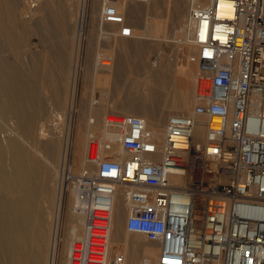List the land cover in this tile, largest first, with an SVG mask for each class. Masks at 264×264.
I'll return each mask as SVG.
<instances>
[{
    "label": "built area",
    "instance_id": "1",
    "mask_svg": "<svg viewBox=\"0 0 264 264\" xmlns=\"http://www.w3.org/2000/svg\"><path fill=\"white\" fill-rule=\"evenodd\" d=\"M114 1L101 0L100 20L132 36ZM181 1L196 103L168 115L161 139L138 114L105 115L120 152L105 153L110 142L91 136L88 167L65 172L84 215L68 264L109 263L119 190L126 230L158 244L154 264H264V0Z\"/></svg>",
    "mask_w": 264,
    "mask_h": 264
},
{
    "label": "rangeland",
    "instance_id": "2",
    "mask_svg": "<svg viewBox=\"0 0 264 264\" xmlns=\"http://www.w3.org/2000/svg\"><path fill=\"white\" fill-rule=\"evenodd\" d=\"M10 1H16L17 7L20 5L26 12L23 16L20 15L19 8L16 10L20 32L22 31L24 38L20 44L12 45L0 37L1 55L19 67L23 75L38 87L43 112L38 114L35 120V134L28 139L16 129L15 120L12 117L1 120L0 140L7 145L9 140L17 139L34 156L44 162L48 167L51 189L55 190L54 187L57 185L56 176H51L49 168L51 170L52 168L49 162L39 151H35L34 143L37 141L61 145L62 154L64 148L69 147L70 156L62 172L63 180H65L64 173L69 167L73 172L79 171V167L80 169L88 167L87 162L85 163V155L90 137L95 136L103 140L107 136L104 123L91 124V118H95L92 111L93 105H110V110H106L107 113H124L117 109L119 103L123 101L128 106L129 97L133 102H144L149 97L146 93L152 91L153 96L148 100L154 99L156 114H153L154 111L150 112V109L149 114L144 111L138 115L148 118L150 116L152 123L157 121L156 124L159 126L165 124L169 114L184 112V109L180 108L182 102L178 99V94L174 93L172 86L175 73L178 71V65L177 71L172 70L174 68L172 61L179 55L176 40H182L184 37V35L179 36V32L185 27L188 10L186 2L182 5V15L178 16L174 11V8L178 6V0H151L143 3L115 0L117 9L125 15L134 28L132 37H122L116 33L117 24L104 23L100 20L101 0H79V7L81 10L84 9L83 34L76 32L79 19L78 0L75 7H71L69 0H48L47 10L49 11L47 12L51 13L53 19L50 22L45 20L47 15L45 12L43 16L36 17L28 12V8H37L38 2L42 0H37V3L33 4L29 0ZM170 6L173 10H170ZM100 30L105 33V37ZM165 37L171 40L164 39ZM172 40L174 41L171 42ZM47 63L52 65L54 75L61 86L53 99H51L52 94L49 88L42 87V76ZM162 63H165L166 68L162 69ZM108 69L111 71L110 78H99L98 75L101 76L103 72L108 73ZM197 72L198 79L199 71ZM159 73H164L163 79L158 76ZM134 85L136 87H133ZM70 111L75 112L73 121L69 116ZM105 153L111 155L108 150ZM70 187L72 188L73 184L68 182V188L65 190L64 212L60 218L57 214L56 201L42 197L37 206L39 214L48 222V231L50 228L55 231L56 224L58 225L60 240L57 264H66L68 258L67 245L72 219V196L70 190L68 191ZM126 213L127 205H125V215ZM125 233L121 252L126 261L137 257V254L147 249L149 245L148 248L159 250L157 242L148 239L145 235L127 231ZM34 249L39 252L37 245ZM50 249L51 245L49 251ZM157 258L158 254L156 259L152 260L144 257L141 260H135L134 264L151 263ZM0 264H12L1 246Z\"/></svg>",
    "mask_w": 264,
    "mask_h": 264
},
{
    "label": "bare ground",
    "instance_id": "3",
    "mask_svg": "<svg viewBox=\"0 0 264 264\" xmlns=\"http://www.w3.org/2000/svg\"><path fill=\"white\" fill-rule=\"evenodd\" d=\"M36 1L37 0H29L31 4ZM69 1H71V7L76 6V0ZM149 1L151 0H131L129 2L143 3ZM38 3V5L36 4L37 8H28L30 15L33 17L38 15L43 16L45 12V14H47L45 20H48L49 22L53 21L51 13L47 12L49 11L47 10L49 6L48 0H42ZM183 3L184 1L178 0V6L174 8V11L178 16H181L183 13ZM71 7L69 6V8ZM18 8L20 10V15L24 16L25 11H23V7L20 5L17 7L16 1L11 2L10 0H0V37L4 38L12 45L20 44L24 38V35L21 33L22 31L20 32V24L16 14ZM170 10H173L171 6ZM51 12L53 13V11ZM62 17H64V15ZM83 17L84 9L82 8L81 10V7H79V19L77 21L78 27L76 28L77 34L78 32L83 34L85 28ZM105 23L117 24L115 22ZM100 31L102 32V30ZM102 34L103 37H105V33L102 32ZM183 35L184 37L182 40H176L179 47L178 57L181 56L184 59L183 71L180 70L178 64V71L175 73V81H173L172 86L174 93L178 94V99L182 102L180 108L184 109V112H188L196 103V80L198 74L197 70L199 71V68L197 69L195 59L196 49L188 42V32L185 27L179 32V36ZM100 37L102 38V36ZM164 39H167V37ZM173 41L174 40L171 42ZM1 53L2 50L0 47V130L2 128L1 120L7 117H12L15 120L16 129L19 133H23L27 139L32 138L35 134V120L37 119L38 114H42L43 112V105L40 103L38 87L32 84V82L23 75L19 67L14 65L8 58L5 59ZM45 66L44 75L42 76V87L49 88L52 94L51 99H53L56 97L61 86L56 75H54L52 65L47 63ZM163 75L164 73H159L158 76L163 79ZM160 82H162V80ZM133 87L136 86L134 85ZM146 94L149 97L153 96L152 91H149ZM149 97L147 98L149 99ZM148 99H145V101L142 102L143 109H145L148 114L150 109V112L154 111L153 114H156V107L153 105L155 103V101H153L154 99H151V101ZM64 103L66 104V100ZM69 116L73 121L75 112L70 111ZM110 118H114V116L111 115ZM150 119L152 120L150 116L148 120L144 118L151 131L155 122L152 123ZM198 131L201 132L202 128L199 127ZM34 148L35 151H39L45 160L49 162L52 168V170L49 168L51 176H56V179L54 178L55 181H57V185L54 187L55 190L50 188L49 183L51 180L48 178L50 177L48 176V167L44 162L34 156L19 142V140L11 139L7 145L0 140V246L3 249L5 256L12 264H57L56 257L60 240L58 225L56 224L55 231H52L51 228L48 231V222L39 214L37 206L40 199L46 197L53 202L56 201L57 214L59 218L62 216L64 212L65 190L68 188V181H66V177L65 180H63L62 172L68 161L70 152L69 147L66 146L64 148V153L62 154L60 150L61 145L59 146L49 142L36 141L34 143ZM68 169L71 170V167ZM64 176H66L65 173ZM69 190L70 195L72 196V219L68 237V258L66 264H68L72 241L80 239L84 233V215L82 212H77L73 209L74 198L76 196L75 186L72 188L70 187L68 191ZM125 205L126 198L124 192L119 190L114 200L113 224L115 226L113 225L114 231L112 228L113 234L111 231V236H113L111 249L109 251V263L134 264L135 260H141L144 257H149L151 260L156 259L158 251L156 249L148 248L149 246L144 251L138 253L137 257L135 256L127 261L124 259L121 250L124 245L123 237H126L125 231L127 230H125L124 225L125 219L119 218V212L125 211ZM36 245L39 247V252H36L34 249V247L36 248ZM45 245L47 247H45ZM50 245L51 249L49 251ZM154 262H156V260L150 264H154Z\"/></svg>",
    "mask_w": 264,
    "mask_h": 264
},
{
    "label": "crops",
    "instance_id": "4",
    "mask_svg": "<svg viewBox=\"0 0 264 264\" xmlns=\"http://www.w3.org/2000/svg\"><path fill=\"white\" fill-rule=\"evenodd\" d=\"M195 59H196V63H197V58L195 57ZM109 62H110V60H109ZM172 62L174 64V68L172 69L173 71H175V70L177 71V65L178 64H179L180 70L183 71V64H184L183 57H175ZM164 65H165V63L161 64L162 69L166 68ZM107 72L108 73H106V74L103 72V74L101 76L99 74L98 75L99 78H110L111 71L108 69ZM128 99H129L128 100V102H129L128 106H126L122 101L121 103H119V107L117 109L121 110V112H124V113H134V114H140V115L142 114L141 112L146 111L145 109H143L142 102L141 103L133 102L131 97H129ZM134 101H136V100H134ZM106 110H108V111L110 110V105H107V106L106 105L105 106L93 105L92 111L94 113L95 118L91 119V124L96 123V122L98 123V125L101 123H104L105 128H106L105 132H106L107 136L103 140L110 142L111 148L108 150V152L112 156H115L119 152V143L120 142H119V137H118V131L116 128L109 127L106 125L105 118H104L105 115L107 114ZM110 116L111 115H109V117ZM144 118L146 120H148V117H144ZM154 124H153V127L151 128V133L155 139H161L163 136L162 133H163L164 125L161 124L158 126L156 123H154ZM125 217H126L125 211L119 212V218L125 219ZM156 250L159 252L158 249H156ZM114 264H116V262Z\"/></svg>",
    "mask_w": 264,
    "mask_h": 264
}]
</instances>
